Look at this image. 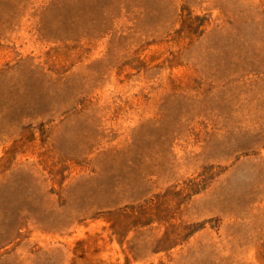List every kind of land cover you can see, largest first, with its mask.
Listing matches in <instances>:
<instances>
[{"label":"rangeland","instance_id":"1","mask_svg":"<svg viewBox=\"0 0 264 264\" xmlns=\"http://www.w3.org/2000/svg\"><path fill=\"white\" fill-rule=\"evenodd\" d=\"M0 264H264V0H0Z\"/></svg>","mask_w":264,"mask_h":264}]
</instances>
